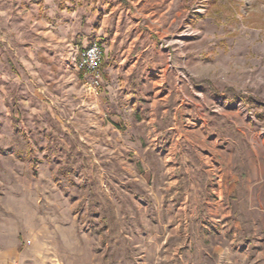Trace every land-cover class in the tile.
Listing matches in <instances>:
<instances>
[{"label":"rangeland","instance_id":"rangeland-1","mask_svg":"<svg viewBox=\"0 0 264 264\" xmlns=\"http://www.w3.org/2000/svg\"><path fill=\"white\" fill-rule=\"evenodd\" d=\"M0 264H264V0H0Z\"/></svg>","mask_w":264,"mask_h":264},{"label":"built area","instance_id":"built-area-1","mask_svg":"<svg viewBox=\"0 0 264 264\" xmlns=\"http://www.w3.org/2000/svg\"><path fill=\"white\" fill-rule=\"evenodd\" d=\"M104 59V51L102 47L93 43L80 51L76 68L78 72L83 73L87 79L85 86L90 93H96L101 83V65Z\"/></svg>","mask_w":264,"mask_h":264},{"label":"crops","instance_id":"crops-1","mask_svg":"<svg viewBox=\"0 0 264 264\" xmlns=\"http://www.w3.org/2000/svg\"><path fill=\"white\" fill-rule=\"evenodd\" d=\"M82 47H84V46H82ZM86 48V47H85ZM106 50H108V48L106 49ZM106 50L104 51V55L106 54ZM23 59L25 60V61H27V59L26 58H24L23 57ZM25 64V63H24ZM32 63H29V67H27V65H24V68H21L23 71L24 70H26V69H30L31 67H32ZM26 68V69H25ZM35 72H36V70H35ZM47 106H49V105H47Z\"/></svg>","mask_w":264,"mask_h":264}]
</instances>
